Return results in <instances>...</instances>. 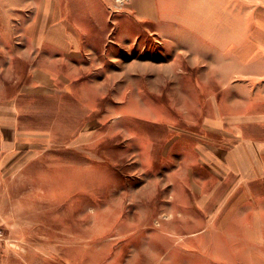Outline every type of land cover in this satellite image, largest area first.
<instances>
[{"label":"rangeland","instance_id":"obj_1","mask_svg":"<svg viewBox=\"0 0 264 264\" xmlns=\"http://www.w3.org/2000/svg\"><path fill=\"white\" fill-rule=\"evenodd\" d=\"M132 1L0 0V264H208L201 156L264 108V0ZM58 27L76 53L48 52ZM45 54L69 75L51 95Z\"/></svg>","mask_w":264,"mask_h":264},{"label":"crops","instance_id":"obj_2","mask_svg":"<svg viewBox=\"0 0 264 264\" xmlns=\"http://www.w3.org/2000/svg\"><path fill=\"white\" fill-rule=\"evenodd\" d=\"M145 1L147 3L165 4L167 0ZM132 2L136 3L137 0ZM138 17L141 20L161 21L163 15H158L155 12L150 13L145 8L140 7ZM54 32L56 34H51L58 36V38L46 47L49 53H63L65 55L71 52L76 53L77 47L74 45V40L70 38L71 36L68 37L65 29L58 27L55 28ZM45 35L50 36V33H42V36ZM51 54L41 55L45 59L37 62L29 73L36 91L46 95L58 91L60 79L69 78V75L64 74V72L60 74L57 72L61 71L62 65L60 63L56 66L55 55ZM224 61L218 60V63H222L219 67L225 68ZM233 63L235 64V61ZM222 73H220V76ZM253 99L259 98L255 97ZM263 123L264 108H248L243 112L238 110L237 130H235L237 131V140L229 150H224L222 155L218 151L217 154L213 153L211 157V153L208 151L209 155L202 154L201 156L203 168L209 171L218 182L214 190H209L210 188L204 185L200 191L202 197L199 202L200 210L206 213L207 217L213 216L215 213V218H208L207 223L202 226L218 229L216 236L208 235L205 237V235H201L199 237L202 248L196 254L203 259L205 258L208 264H210V260L217 261V264H264V137L257 136L252 133L253 131L247 134L245 130L246 126L255 128ZM16 130L17 127H15V132ZM21 132L24 135L27 134V132ZM22 134L17 133L19 136H22ZM27 136L31 135L28 133ZM39 145V141H33V144H30V150L39 147ZM0 149L4 153L6 145L3 144ZM227 180L232 182L226 185L225 193L217 191ZM205 187L208 190H205ZM217 195V200H214ZM222 195L223 198H219ZM204 243L206 245L215 244L218 247L217 252H209L208 248L206 249L203 246ZM186 245L189 247L184 246V248H192V246Z\"/></svg>","mask_w":264,"mask_h":264},{"label":"built area","instance_id":"obj_3","mask_svg":"<svg viewBox=\"0 0 264 264\" xmlns=\"http://www.w3.org/2000/svg\"><path fill=\"white\" fill-rule=\"evenodd\" d=\"M121 1H124V0H121ZM2 232H1V230H0V239H1V237H2V234H1Z\"/></svg>","mask_w":264,"mask_h":264}]
</instances>
